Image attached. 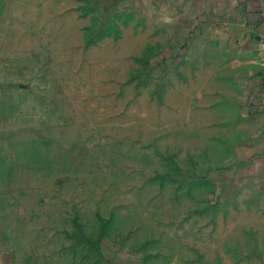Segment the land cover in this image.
I'll return each instance as SVG.
<instances>
[{
	"label": "rangeland",
	"instance_id": "1",
	"mask_svg": "<svg viewBox=\"0 0 264 264\" xmlns=\"http://www.w3.org/2000/svg\"><path fill=\"white\" fill-rule=\"evenodd\" d=\"M166 4L0 0V234L17 264H195L192 234L238 214L251 148L176 88L189 51Z\"/></svg>",
	"mask_w": 264,
	"mask_h": 264
},
{
	"label": "crops",
	"instance_id": "2",
	"mask_svg": "<svg viewBox=\"0 0 264 264\" xmlns=\"http://www.w3.org/2000/svg\"><path fill=\"white\" fill-rule=\"evenodd\" d=\"M165 1L179 23L178 41L188 42L187 57L176 59L183 60L176 88L181 85L194 107L224 109L225 121L216 125L235 137L233 149L251 148L233 167L239 177L231 187L238 198L245 193L238 214L232 218L230 205L228 213L209 217L206 232L192 234L202 248L194 254L206 259L195 264H264V0ZM14 254L0 234V264H17Z\"/></svg>",
	"mask_w": 264,
	"mask_h": 264
},
{
	"label": "built area",
	"instance_id": "3",
	"mask_svg": "<svg viewBox=\"0 0 264 264\" xmlns=\"http://www.w3.org/2000/svg\"><path fill=\"white\" fill-rule=\"evenodd\" d=\"M261 54H262V56L264 58V39H263V41L261 43Z\"/></svg>",
	"mask_w": 264,
	"mask_h": 264
},
{
	"label": "trees",
	"instance_id": "4",
	"mask_svg": "<svg viewBox=\"0 0 264 264\" xmlns=\"http://www.w3.org/2000/svg\"><path fill=\"white\" fill-rule=\"evenodd\" d=\"M188 37H189V36H188ZM179 45L183 48V47H186V46L188 45V42H186V43H184V44H182V45H181V44H179ZM164 58H166V57H164Z\"/></svg>",
	"mask_w": 264,
	"mask_h": 264
}]
</instances>
